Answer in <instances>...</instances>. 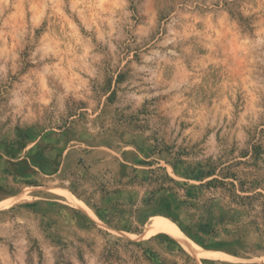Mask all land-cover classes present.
<instances>
[{
    "label": "rangeland",
    "instance_id": "obj_1",
    "mask_svg": "<svg viewBox=\"0 0 264 264\" xmlns=\"http://www.w3.org/2000/svg\"><path fill=\"white\" fill-rule=\"evenodd\" d=\"M0 264H264V0H0Z\"/></svg>",
    "mask_w": 264,
    "mask_h": 264
},
{
    "label": "bare ground",
    "instance_id": "obj_2",
    "mask_svg": "<svg viewBox=\"0 0 264 264\" xmlns=\"http://www.w3.org/2000/svg\"><path fill=\"white\" fill-rule=\"evenodd\" d=\"M150 228H151L150 232L165 231L175 237H178L177 231L175 230L174 227H172L171 225L165 222L159 221V220L152 222V225Z\"/></svg>",
    "mask_w": 264,
    "mask_h": 264
},
{
    "label": "trees",
    "instance_id": "obj_3",
    "mask_svg": "<svg viewBox=\"0 0 264 264\" xmlns=\"http://www.w3.org/2000/svg\"><path fill=\"white\" fill-rule=\"evenodd\" d=\"M228 185H231L233 188L235 187L233 183L227 184L223 180L218 181L216 179H213V180L207 182V186H210V187H213V188H216V189H220L223 192L227 193L228 196H229L230 190L227 188Z\"/></svg>",
    "mask_w": 264,
    "mask_h": 264
}]
</instances>
